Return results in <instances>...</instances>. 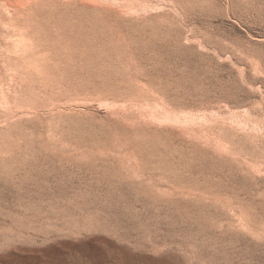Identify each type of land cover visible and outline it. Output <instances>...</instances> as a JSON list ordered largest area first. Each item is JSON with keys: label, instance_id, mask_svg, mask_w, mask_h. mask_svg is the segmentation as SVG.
Listing matches in <instances>:
<instances>
[{"label": "rangeland", "instance_id": "374dc122", "mask_svg": "<svg viewBox=\"0 0 264 264\" xmlns=\"http://www.w3.org/2000/svg\"><path fill=\"white\" fill-rule=\"evenodd\" d=\"M0 264H264V0H0Z\"/></svg>", "mask_w": 264, "mask_h": 264}]
</instances>
